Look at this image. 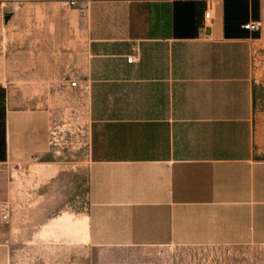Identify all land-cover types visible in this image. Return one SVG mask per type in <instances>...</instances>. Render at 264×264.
Returning <instances> with one entry per match:
<instances>
[{
  "label": "crops",
  "instance_id": "1",
  "mask_svg": "<svg viewBox=\"0 0 264 264\" xmlns=\"http://www.w3.org/2000/svg\"><path fill=\"white\" fill-rule=\"evenodd\" d=\"M263 13L264 0H0V264L51 244L264 247V121L241 28Z\"/></svg>",
  "mask_w": 264,
  "mask_h": 264
},
{
  "label": "rangeland",
  "instance_id": "2",
  "mask_svg": "<svg viewBox=\"0 0 264 264\" xmlns=\"http://www.w3.org/2000/svg\"><path fill=\"white\" fill-rule=\"evenodd\" d=\"M2 11L9 13V8L3 6ZM15 13L13 11L14 15ZM20 13L19 11L18 14ZM19 19H25L24 11ZM258 22L260 28L254 32L250 56V81L253 87V104L264 121V13ZM15 28L16 26L10 31L3 27L1 34L7 38L10 35L27 34L24 24L18 29ZM4 45L8 46V42ZM52 138H56L52 142L57 144V135ZM15 256L11 264H264V247L240 249L233 246L205 245L179 246L171 251H87L51 244L35 246L27 254L19 250Z\"/></svg>",
  "mask_w": 264,
  "mask_h": 264
},
{
  "label": "built area",
  "instance_id": "3",
  "mask_svg": "<svg viewBox=\"0 0 264 264\" xmlns=\"http://www.w3.org/2000/svg\"><path fill=\"white\" fill-rule=\"evenodd\" d=\"M69 5L73 6L74 2L73 1L69 2ZM79 11L83 12V9H80ZM203 17L207 18L208 17V13H204ZM241 28L243 30H246V31H249V32H257L259 30V28H260V23L259 22L249 23V24L243 25ZM132 59L133 58L131 56H129V57H127L125 59V61H126V63H131ZM74 85L75 84L73 82L69 83L70 87H74ZM1 217H2L3 220L6 219V217H7V209L6 208L2 211V216Z\"/></svg>",
  "mask_w": 264,
  "mask_h": 264
},
{
  "label": "water",
  "instance_id": "4",
  "mask_svg": "<svg viewBox=\"0 0 264 264\" xmlns=\"http://www.w3.org/2000/svg\"><path fill=\"white\" fill-rule=\"evenodd\" d=\"M8 15H5L4 18L7 19Z\"/></svg>",
  "mask_w": 264,
  "mask_h": 264
}]
</instances>
